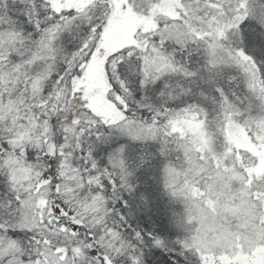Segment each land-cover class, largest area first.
Here are the masks:
<instances>
[{"label":"snow or ice","instance_id":"obj_1","mask_svg":"<svg viewBox=\"0 0 264 264\" xmlns=\"http://www.w3.org/2000/svg\"><path fill=\"white\" fill-rule=\"evenodd\" d=\"M0 264H264V0H0Z\"/></svg>","mask_w":264,"mask_h":264}]
</instances>
